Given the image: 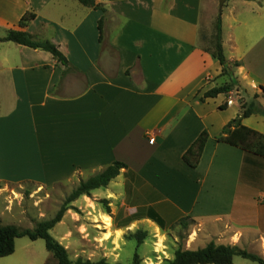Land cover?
Wrapping results in <instances>:
<instances>
[{
	"label": "crops",
	"instance_id": "obj_1",
	"mask_svg": "<svg viewBox=\"0 0 264 264\" xmlns=\"http://www.w3.org/2000/svg\"><path fill=\"white\" fill-rule=\"evenodd\" d=\"M95 2L103 9L79 0H0V37L32 11L23 29L68 60L0 41V181L50 185L121 161L127 166L109 186L134 212L144 210L162 229L189 220L192 250L214 242L250 253L257 247L264 258V156L219 140L240 115L235 91L201 98L230 82L201 45L216 0ZM223 7L222 45L229 61L240 62L238 86L260 88L264 0ZM242 124L264 134L263 115ZM204 130L209 137L192 167L183 155ZM231 264L248 263L234 257Z\"/></svg>",
	"mask_w": 264,
	"mask_h": 264
},
{
	"label": "rangeland",
	"instance_id": "obj_2",
	"mask_svg": "<svg viewBox=\"0 0 264 264\" xmlns=\"http://www.w3.org/2000/svg\"><path fill=\"white\" fill-rule=\"evenodd\" d=\"M234 1L228 0L226 7ZM226 7H223L224 12L227 11ZM219 13V0H216L211 23L202 24L201 45L206 50L215 47ZM232 90L240 106L256 101L258 107L264 109V93L259 87L248 91L238 86L236 81ZM86 179L77 175L71 181L50 185L35 181H0V226L13 224L21 229H33L42 220L54 217L80 181ZM46 180L51 181L50 178ZM193 226L184 219L162 229L146 217L144 210L134 212L126 202V195L113 185L94 189L70 202L61 221L50 232L65 246L69 258L74 262L82 258L135 264L134 256L137 253L138 264H165L174 258L177 249L197 248L194 237H191ZM139 237L143 238L141 242ZM250 250L256 253L258 248L252 247ZM235 259L259 264L240 256H235ZM0 264H58V260L47 250L44 239L32 240L22 236L16 239L13 254L0 257Z\"/></svg>",
	"mask_w": 264,
	"mask_h": 264
},
{
	"label": "trees",
	"instance_id": "obj_3",
	"mask_svg": "<svg viewBox=\"0 0 264 264\" xmlns=\"http://www.w3.org/2000/svg\"><path fill=\"white\" fill-rule=\"evenodd\" d=\"M83 5L102 8L101 5L96 4L95 0H79ZM36 17V14L32 11H27L20 20V29L10 28L4 37H0V41H13L15 43L26 45L32 48L41 47L42 49L49 51L58 61L63 64H68V60L65 55L58 49V47L50 40H36L31 33L24 30L30 21ZM221 16L217 19V32L215 47L211 52L216 57L223 67L222 75H226L230 78L229 83H225L221 86L214 87L210 90H206L202 93V100L210 97H216L220 93H228L236 85V79L234 77V69L240 65L239 61H229L225 54L222 45V25ZM102 21L99 22L100 40H102ZM264 93V86H260ZM228 101L223 103L220 107L226 108ZM252 114H261L264 116V109L259 108L256 101H251L249 104L243 103L240 106V115L230 121L222 131L219 140L227 141L234 145L242 146L246 151L253 152L264 156V134L254 130L248 126L242 124V119ZM209 134L207 130H204L198 138L192 143L188 150L184 153V161L192 166L196 167L201 159L204 147L208 140ZM126 163L121 161H114L107 166L101 172L90 176L86 180H81L75 190L67 197L65 205L57 212V214L46 220L39 222L33 229H21L13 224L0 226V257L11 255L15 251L16 239L22 236H27L32 240L42 238L45 240L46 248L52 252L57 258L58 264H120L109 263L105 259L99 261L77 259L75 262L69 258L67 249L59 241H57L51 234L53 227L61 221L67 210V205L73 200L77 199L83 194H88L90 191L106 187L112 179L119 175L120 170L126 167ZM139 234V231H138ZM142 237H139V242L142 241ZM235 256H241L243 258L256 261L259 264H264V258L250 253L245 249H241L237 246L216 245L214 242H210L207 246L196 250L179 248L175 252V256L172 260L167 261L165 264H231ZM135 264H138V254L135 256Z\"/></svg>",
	"mask_w": 264,
	"mask_h": 264
},
{
	"label": "water",
	"instance_id": "obj_4",
	"mask_svg": "<svg viewBox=\"0 0 264 264\" xmlns=\"http://www.w3.org/2000/svg\"><path fill=\"white\" fill-rule=\"evenodd\" d=\"M226 0H219V8L220 10L222 9L224 3H225ZM41 48V47H40Z\"/></svg>",
	"mask_w": 264,
	"mask_h": 264
}]
</instances>
